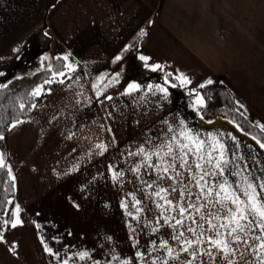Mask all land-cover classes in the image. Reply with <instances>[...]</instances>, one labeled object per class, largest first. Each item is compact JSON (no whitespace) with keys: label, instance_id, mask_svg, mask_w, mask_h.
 I'll return each instance as SVG.
<instances>
[{"label":"crops","instance_id":"0c3cea01","mask_svg":"<svg viewBox=\"0 0 264 264\" xmlns=\"http://www.w3.org/2000/svg\"><path fill=\"white\" fill-rule=\"evenodd\" d=\"M140 56L164 69L152 71ZM55 58L71 65L66 76L37 85L31 113L0 139L15 186L0 217V264H62L65 258L101 264L100 253L111 252L99 244L101 214L115 220L120 190L149 189L142 181L156 179L146 167L133 172L143 158L128 153L149 138L155 144L170 138L164 121L178 128L183 120L203 138L212 133L229 147L234 136L237 155L247 158L241 163L257 173L264 167V149L225 120L201 119L191 92L209 79L221 82L239 109L264 125V0H0V87L49 68ZM177 70L191 84L173 81L177 87L166 98L147 90ZM130 83L140 90L125 94ZM113 172L123 175L113 179ZM16 205L22 224L5 227ZM85 251L90 258L80 260Z\"/></svg>","mask_w":264,"mask_h":264},{"label":"snow or ice","instance_id":"6c2138e0","mask_svg":"<svg viewBox=\"0 0 264 264\" xmlns=\"http://www.w3.org/2000/svg\"><path fill=\"white\" fill-rule=\"evenodd\" d=\"M145 34L144 30L139 33L141 37ZM63 59L68 60V57L65 56ZM116 59L119 60L121 57L117 56ZM150 59V57L140 56L144 66L150 67L152 71L164 69L161 64H150ZM66 67L71 68V65H66ZM57 75L64 77L66 73L53 72L54 77ZM173 81H178L183 86L191 84L188 76L177 70L176 75L165 73L163 84L155 86L150 84L147 90L152 91L155 88L156 92L166 98L169 88L177 87V83ZM212 83L211 79L206 82V84ZM3 86L7 87L6 84ZM205 86V84H200L198 87L204 88ZM140 87L137 83H130L125 94L138 91ZM191 92L195 97L193 107L196 111H200L205 107L203 97L196 89H192ZM36 94L33 93V95ZM100 94L98 92L97 96ZM106 99L111 100L112 97H106ZM20 107L23 109L25 106L21 104ZM17 123H22V121ZM164 123L168 125L164 134L171 133L170 138L160 144H155L153 139L149 138L135 152L128 153L129 156L143 158L142 164L137 163L131 169L133 172L138 173L141 167H146L157 173L156 179L151 182L142 181L147 188L154 189L151 194L158 198L156 207L160 210V214L155 223L160 227L164 225L171 227L173 229L171 240L180 243V250L174 255L176 250L169 245L168 240H161L159 245H156L155 241L152 242L153 251L162 249L167 254V258L163 259L161 264H168L169 258L178 260L180 253H188L191 256V259L185 260L183 264H193L198 255L209 257L212 264H216L217 256L223 264H264V167H259L257 173L246 162L241 163L247 158L237 155L240 146L234 136L230 137L233 144L229 147L226 141H222L212 133H208V137L203 138L200 133L187 128L183 120L179 122L180 127L178 128L167 121ZM11 127H16V124H12ZM260 127L264 130V125ZM0 139L4 137L0 135ZM257 143L264 149V143L259 140ZM97 147L105 148L103 144ZM153 157L157 162H152ZM5 167L7 165L0 154V168ZM8 173L11 176L10 168H8ZM147 174L151 175V173ZM122 175L123 172H113V179ZM165 178L172 181V184L169 187L159 186L157 181ZM193 186L198 189V194L192 192ZM172 193H179L178 198H171ZM193 198L196 203L191 202ZM133 200L135 205L142 203L135 197ZM15 207L16 212L11 214V218L3 221L5 227L15 228L18 224H22L17 215L19 205ZM142 211L143 208H136L137 213ZM169 212L178 213V215L169 216L167 215ZM186 220L190 221V224L186 225ZM156 231H159V228H153V232ZM185 232L190 233L191 238L186 236ZM0 241H3L2 232H0ZM44 247L49 254L59 259L58 252H53L47 244ZM12 250L14 251V246ZM136 255L143 262L146 253L138 251ZM147 255L150 256L151 253ZM85 258H90L87 251L79 253L80 260ZM112 259L119 260L120 258L113 255ZM157 260L159 257L152 260L151 264H157ZM69 261L70 258H65L62 264H69ZM94 264H100V262L94 261ZM120 264H131V262L123 260Z\"/></svg>","mask_w":264,"mask_h":264},{"label":"trees","instance_id":"16d2710c","mask_svg":"<svg viewBox=\"0 0 264 264\" xmlns=\"http://www.w3.org/2000/svg\"><path fill=\"white\" fill-rule=\"evenodd\" d=\"M53 72H66L64 61L55 58L49 68L41 69L32 75L16 76L0 87V135H4L12 124L25 119L38 99L33 95L40 83L58 77ZM171 79V78H170ZM203 97L205 107L201 110L204 121L225 120L235 125L244 135L264 143V130L255 122L252 116L238 107V103L221 82L207 84L196 89ZM25 107L21 109L20 105ZM243 113V115H241ZM15 195L14 183L6 168H0V217Z\"/></svg>","mask_w":264,"mask_h":264},{"label":"rangeland","instance_id":"374dc122","mask_svg":"<svg viewBox=\"0 0 264 264\" xmlns=\"http://www.w3.org/2000/svg\"><path fill=\"white\" fill-rule=\"evenodd\" d=\"M153 191L154 189H142L140 187L120 190L121 196L119 197V201L121 204L118 207L121 209V213L117 214L115 220L106 219L107 215L101 214V220L99 222V244L101 245V250H111V252L100 253L101 264H120L123 260H129L131 264H151V261L157 259V257H159L157 264H161L162 260L167 258V254L162 249L153 251V241L156 242V245H159L161 240H168L169 245L176 250L174 255L179 252L180 243L171 240L173 229L168 225L160 227V225L155 223L159 217L160 210L156 207L158 199L151 197L153 196L151 194ZM125 195H127L126 199L121 198ZM143 195L147 196L148 200H144L142 198ZM133 197L141 200L142 203L135 205ZM137 207L143 208V211L137 213ZM128 213H132L133 215L130 216ZM167 215H178V213L169 212ZM122 216L124 219H119ZM161 224H163V221H161ZM185 224H190V221L186 220ZM153 228H159V231L153 232ZM185 235L191 238L190 233L185 232ZM138 251L146 253L143 262L136 255ZM124 252L125 254H123ZM149 252L151 253L150 256L147 255ZM113 255H117L120 259L113 260ZM188 259H191L188 253H180L178 260L169 258L168 264H183ZM201 262L203 264H212L209 257L199 255L193 261V264H201ZM216 264H223L219 256L216 257Z\"/></svg>","mask_w":264,"mask_h":264}]
</instances>
